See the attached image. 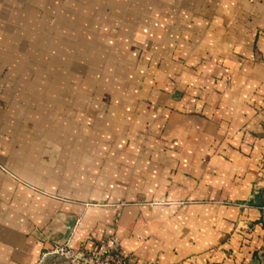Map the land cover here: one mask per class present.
I'll list each match as a JSON object with an SVG mask.
<instances>
[{
    "label": "crops",
    "instance_id": "0c3cea01",
    "mask_svg": "<svg viewBox=\"0 0 264 264\" xmlns=\"http://www.w3.org/2000/svg\"><path fill=\"white\" fill-rule=\"evenodd\" d=\"M109 236L264 264V0H0V264Z\"/></svg>",
    "mask_w": 264,
    "mask_h": 264
},
{
    "label": "built area",
    "instance_id": "2783aa9c",
    "mask_svg": "<svg viewBox=\"0 0 264 264\" xmlns=\"http://www.w3.org/2000/svg\"><path fill=\"white\" fill-rule=\"evenodd\" d=\"M133 264L132 258L121 250L117 238L101 242L92 250H75L66 244H55L50 252L42 257L39 264Z\"/></svg>",
    "mask_w": 264,
    "mask_h": 264
},
{
    "label": "rangeland",
    "instance_id": "374dc122",
    "mask_svg": "<svg viewBox=\"0 0 264 264\" xmlns=\"http://www.w3.org/2000/svg\"><path fill=\"white\" fill-rule=\"evenodd\" d=\"M41 150H42V149H41ZM43 153H45L44 149H43ZM87 206H92V207L94 206V207H96V206H98V205L88 204ZM69 225H72V229H73V227H74V225H75V221L72 220V222H71ZM72 229H71V230H72ZM70 232H71V231H70ZM112 237L117 238V239L119 240V242H120V239H119L117 236H109V237H106V238L100 240V241L97 243L96 247H97L101 242L106 241V240H108V239H110V238H112ZM120 245H121V244H120ZM53 247H54V246H53ZM53 247H52V248H53ZM96 247H95V248H96ZM51 250H52V249H51ZM51 250H50V251H51ZM50 251H49V252H50Z\"/></svg>",
    "mask_w": 264,
    "mask_h": 264
},
{
    "label": "water",
    "instance_id": "95a60500",
    "mask_svg": "<svg viewBox=\"0 0 264 264\" xmlns=\"http://www.w3.org/2000/svg\"><path fill=\"white\" fill-rule=\"evenodd\" d=\"M71 229H72V225L70 227H68V232L69 233H70Z\"/></svg>",
    "mask_w": 264,
    "mask_h": 264
}]
</instances>
